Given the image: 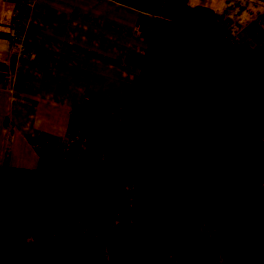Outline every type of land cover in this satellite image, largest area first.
<instances>
[{"label": "trees", "instance_id": "16d2710c", "mask_svg": "<svg viewBox=\"0 0 264 264\" xmlns=\"http://www.w3.org/2000/svg\"><path fill=\"white\" fill-rule=\"evenodd\" d=\"M112 1L153 17L112 168L43 151L34 170L0 166V264H212L207 230L220 264H264V50L220 32L210 7ZM229 122L223 141L204 133ZM68 220L101 229L103 259L88 228L78 260Z\"/></svg>", "mask_w": 264, "mask_h": 264}, {"label": "crops", "instance_id": "0c3cea01", "mask_svg": "<svg viewBox=\"0 0 264 264\" xmlns=\"http://www.w3.org/2000/svg\"><path fill=\"white\" fill-rule=\"evenodd\" d=\"M188 2L210 7L237 45L264 50V0ZM14 8L0 0V166L34 170L43 151L110 171L153 17L139 23L112 0H39L20 58Z\"/></svg>", "mask_w": 264, "mask_h": 264}, {"label": "rangeland", "instance_id": "374dc122", "mask_svg": "<svg viewBox=\"0 0 264 264\" xmlns=\"http://www.w3.org/2000/svg\"><path fill=\"white\" fill-rule=\"evenodd\" d=\"M184 35H189L193 33V30L188 27H183L182 30ZM243 73L250 77V78H255V74L252 71L250 67H245L242 69ZM231 123H215L208 125L204 128V133L206 135H213L216 136V138L219 141H223L224 137L220 134L217 133V130L221 129L222 127L228 126ZM113 144V142H112ZM116 144H118L116 142ZM264 177V175H263ZM128 200H121L118 203V209H119V220L121 222H125L130 219V214H129V206H128ZM184 216H176L174 218V221L177 222L180 219H183ZM67 226L69 228V234L70 237L73 240L74 248L78 257L79 261L84 262L85 261V253H84V247H83V242H82V234L84 231H86L88 228L91 229V233L93 235V240H94V249H95V255L97 259H103L105 257V247L102 239V231L101 229L97 228H92L89 227L86 223L82 221H76V220H68ZM148 230L149 234L151 237V248L153 251L159 250L160 242H161V232L160 229L155 226L151 221L148 222ZM206 240L209 245V248L211 250V254L213 256V263L212 264H220V260L217 259L214 256V249L213 247L216 246L217 242V237L216 235L210 231L207 230L206 234Z\"/></svg>", "mask_w": 264, "mask_h": 264}, {"label": "built area", "instance_id": "2783aa9c", "mask_svg": "<svg viewBox=\"0 0 264 264\" xmlns=\"http://www.w3.org/2000/svg\"><path fill=\"white\" fill-rule=\"evenodd\" d=\"M15 3L14 17L11 22L10 38L13 44L15 53L20 58H28L30 48L27 42L28 23L33 14L34 7L39 0H4Z\"/></svg>", "mask_w": 264, "mask_h": 264}]
</instances>
